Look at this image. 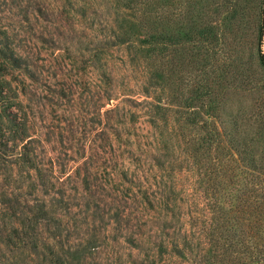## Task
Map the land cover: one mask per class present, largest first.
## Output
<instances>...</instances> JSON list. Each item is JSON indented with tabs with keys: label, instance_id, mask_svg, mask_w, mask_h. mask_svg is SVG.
<instances>
[{
	"label": "rangeland",
	"instance_id": "rangeland-1",
	"mask_svg": "<svg viewBox=\"0 0 264 264\" xmlns=\"http://www.w3.org/2000/svg\"><path fill=\"white\" fill-rule=\"evenodd\" d=\"M176 1L180 27L118 0H0V31L29 62L14 71L0 59V87L24 92L20 116L38 166L15 163L21 146L0 157V218L21 228L27 206L48 214L11 247L0 231V264H264V176L227 142L220 173L208 157L195 164L207 107L179 105L205 74H227L213 90L228 86L227 72H211L224 45L214 34L185 49L169 40L186 23L193 35L215 26L221 36L225 0ZM157 33L165 41L155 63L147 40ZM248 93L234 109L250 108Z\"/></svg>",
	"mask_w": 264,
	"mask_h": 264
},
{
	"label": "trees",
	"instance_id": "trees-1",
	"mask_svg": "<svg viewBox=\"0 0 264 264\" xmlns=\"http://www.w3.org/2000/svg\"><path fill=\"white\" fill-rule=\"evenodd\" d=\"M118 1L129 10L142 11L150 17L157 19L167 17L171 25L180 27L179 11L181 10V4L176 0ZM218 15L222 24V28L219 27L221 28V36H219L218 31L215 33L213 29L216 28L215 26L204 28L202 31L199 30L196 35H193L194 27L188 26V23H186L185 26L181 27L180 34H177L178 37L174 31V36L169 37L171 44L180 43L179 45L182 44L181 48L185 49V46L190 42L199 38L206 40L207 36L210 37L211 34H214L224 46L221 51L215 49L211 72L213 74L217 73L216 70L222 68L231 79L228 86L218 92L212 89L211 83H217L219 77L227 74L221 73L219 76L214 75L212 77L211 73L209 75L205 74L206 84L204 82L198 83L195 94L191 97H184L179 102V105L181 103L182 106L187 108L194 107L196 102L202 103L207 107L204 114L208 116V119L210 118V121L205 120L207 123V127L204 128L205 134L193 150L192 157L195 164L199 166L205 157L214 160L216 163L215 168L218 170L217 173H220L222 171L223 154L225 153V142H227L230 155L238 156L245 162L244 166L264 176V0H250L247 5L242 4L241 0H225L218 9ZM187 28L190 31L186 33ZM233 37H236L238 42ZM9 40L8 31H0V59L6 67H10L14 71L28 69V59L17 50L16 46H12L13 44ZM163 41L159 33L152 34L147 40L149 58L155 63L159 59ZM217 55H222V60H230L231 63L223 64V67L218 66L217 63L220 58ZM6 84L7 86L0 87V118L2 123H5L0 126V157L3 159L15 155L14 151L17 150L18 146H21V150L17 152L18 161L15 163L26 167V169H38L35 160L30 157L28 142H25L29 133L27 122H22L20 116V107L24 104L20 96L24 92L14 89L10 81ZM248 91L253 92L248 93ZM243 93H248V96L254 97V102L249 109L244 105L234 109L232 105L236 101L235 96H244ZM11 142L14 144L12 149ZM10 152L13 153L10 154ZM61 179V177H58V180ZM41 185L46 186V182L42 181ZM35 186L33 189H35ZM212 188L217 191V187L215 188L213 184ZM261 190H264V185ZM58 193L64 195L66 189ZM2 203L6 207L4 214H8L7 216L10 218L12 212L9 213L8 210L14 208V205H12L14 200L6 195ZM21 212L16 210L13 215ZM27 212L31 216L26 214L22 218L19 222L21 228L16 224H12L13 220L11 218L9 220L5 217L0 218V231L5 234L3 242L7 246L11 247L13 245V235L26 234L29 231L36 232L41 219L46 218L48 215L43 204L38 205V208L27 206ZM160 246L163 249L160 253H166L165 245L161 243Z\"/></svg>",
	"mask_w": 264,
	"mask_h": 264
}]
</instances>
